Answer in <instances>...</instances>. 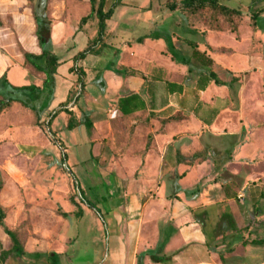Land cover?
Returning <instances> with one entry per match:
<instances>
[{"label": "crops", "instance_id": "0c3cea01", "mask_svg": "<svg viewBox=\"0 0 264 264\" xmlns=\"http://www.w3.org/2000/svg\"><path fill=\"white\" fill-rule=\"evenodd\" d=\"M39 1L0 0V94L44 88ZM44 1L49 50L59 59L49 93L81 85L66 129L76 146L90 145L87 159L102 166L100 175L112 177L107 198L116 248L105 263L247 264L238 254L264 240V62L255 67L244 50L260 31L239 40L193 25L189 16H161L153 0L141 6L121 0L104 44L83 60L82 85L74 58L97 37L98 18L82 22L92 13L89 0ZM217 1L245 20L256 13L264 19V0ZM169 43L187 63L174 60ZM25 54L37 57L34 64ZM132 94L146 108L123 116L119 100ZM113 111L117 117L107 119ZM11 247L0 226V254Z\"/></svg>", "mask_w": 264, "mask_h": 264}, {"label": "rangeland", "instance_id": "374dc122", "mask_svg": "<svg viewBox=\"0 0 264 264\" xmlns=\"http://www.w3.org/2000/svg\"><path fill=\"white\" fill-rule=\"evenodd\" d=\"M89 1L91 7L92 1ZM101 1L96 0V6ZM116 1H107L105 11L107 4L110 9ZM146 1L128 0L138 6L146 5ZM157 1L160 4L155 5ZM153 3L154 12L161 16L166 13L189 16L191 19L199 15L211 16L210 5L186 7L182 0H153ZM144 12L151 13L147 10ZM109 20L106 21V33ZM218 21V29L240 37L239 40H242V34L248 33L249 36L250 31L257 33L259 30V34L249 37L251 46L249 44L244 50L254 57L252 61L255 67L264 62V19L245 20L242 15L241 18L234 16L229 22L223 18ZM97 23L99 21L96 20L93 25L99 32ZM201 23L209 27L203 21H193V25ZM97 38L98 34L93 41ZM259 77L264 78V73ZM80 86L79 90L75 85L65 86L58 94L55 91L50 94L49 90L34 94L30 99L31 107L14 103L0 116V206L5 211V224L18 232L25 250L48 256L60 253L59 264H103L109 261L116 248L107 198L112 177L100 175L101 171L99 173L98 170L102 166L97 168L94 161L87 159L90 145H75L74 136L66 129L70 123L66 111H61L62 114L52 125L53 132L65 148L66 162L62 157L64 151L53 142L45 124L50 115L77 101ZM20 95L19 92L14 93V96ZM62 98H67L68 102H62ZM116 115L117 111H113L106 117L115 119ZM77 182L84 201L83 196L78 194ZM79 210L82 211L81 215L78 214ZM256 233L255 230L251 232ZM260 236L264 237V234ZM261 246L248 247L238 254V258L247 264H264V245ZM11 255V261L16 264H51L48 258L34 262L27 254L21 259L14 253Z\"/></svg>", "mask_w": 264, "mask_h": 264}, {"label": "trees", "instance_id": "16d2710c", "mask_svg": "<svg viewBox=\"0 0 264 264\" xmlns=\"http://www.w3.org/2000/svg\"><path fill=\"white\" fill-rule=\"evenodd\" d=\"M92 1V13L88 16L82 19V22H86L91 16L94 14L98 18V25H99V32H98V38L95 41H91L88 45V47L80 52L75 58H74V67L72 68V71L75 72L78 76V82L79 84L83 85V80H84V71L83 67L81 66V62L91 54H96L97 49L104 44L105 37H106V21L111 19L113 13H114V8L121 3V0H117L116 3L113 5L112 8L109 10L105 11V3L106 0H102L98 6H96L95 1L96 0H91ZM184 5L186 7H206L207 5H210L211 7V16H201L195 17V20L197 22H205L209 28L217 31H223L221 29H218L217 25L218 20L227 19V21H231V18L234 16L237 17H242V14L240 11L236 9H230L226 6H222L218 3L217 0H182ZM46 12V3L44 0H40L39 3L37 4V7L35 9V17H36V22H37V36L40 42L41 47L43 48V54L39 58H45V66L42 69L46 75L47 79L44 85L43 90L34 87V86H28V87H11V91L9 94H0V96H3L2 99L0 100V116L8 110L12 104L14 103H20L25 107H31L30 106V99L32 95H38L44 93L46 90H48V85L50 83H53L54 81V75L57 72V68L59 65V59L56 57L54 54H52L49 50V46L51 43V25L52 22L48 19V17L45 14ZM259 13H256L252 16V20H257L259 19L258 17ZM168 48L170 50V53L172 54L174 60L180 61L183 63H187V60L183 58L176 50L174 47L171 45V43L168 44ZM26 59L29 63L34 64L33 59L37 58L33 55L25 54ZM213 79L216 80L217 84H221V82L218 80V77L213 74L211 75ZM2 80V79H0ZM5 80V79H4ZM21 93L20 96H14V93ZM146 108V105L142 98L137 95V94H132L130 96L121 98L119 100V111L122 113L123 116H129L137 111L144 110ZM32 109H34L32 107ZM35 110V109H34ZM61 111H66L68 112L66 107L60 108L59 111H57L54 115L49 116V120L45 122L49 134L55 144H57L63 151V159L67 158V155L65 153V148L63 147L62 143L59 141L57 138V135L55 132L52 130V123L54 119L58 116V114ZM71 123V121H70ZM86 124L88 125V128H92V123L88 120H86ZM71 128V125H69ZM80 192L82 195V189L80 188ZM83 196V195H82ZM82 201H84V196L82 198ZM0 226L4 229V232L9 236L12 247L9 252H2L0 254V264H4L6 261V258L8 257L9 254L14 253L18 257H23L25 256L26 250L24 245L22 244V241L19 237L18 232L15 230H11L7 227V225L4 222L5 219V211L4 209L0 206ZM79 215L82 214V211L79 210L78 212ZM252 244L254 245H264V240H255L252 241ZM30 258H36L37 260H41L43 258H48L49 261H51V264H59V258L60 255L57 253H53L50 256H48L45 253H36V254H27Z\"/></svg>", "mask_w": 264, "mask_h": 264}, {"label": "water", "instance_id": "95a60500", "mask_svg": "<svg viewBox=\"0 0 264 264\" xmlns=\"http://www.w3.org/2000/svg\"><path fill=\"white\" fill-rule=\"evenodd\" d=\"M65 162H66V159H65ZM66 167H67V166H66ZM67 169H68V167H67ZM76 188H77V190H78V194H79V196L82 197V196H81V193H80V185H79L78 182L76 183Z\"/></svg>", "mask_w": 264, "mask_h": 264}]
</instances>
